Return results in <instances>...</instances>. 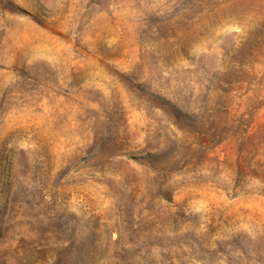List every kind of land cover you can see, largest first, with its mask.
Returning <instances> with one entry per match:
<instances>
[{"label":"rangeland","instance_id":"1","mask_svg":"<svg viewBox=\"0 0 264 264\" xmlns=\"http://www.w3.org/2000/svg\"><path fill=\"white\" fill-rule=\"evenodd\" d=\"M0 264H264V0H0Z\"/></svg>","mask_w":264,"mask_h":264}]
</instances>
